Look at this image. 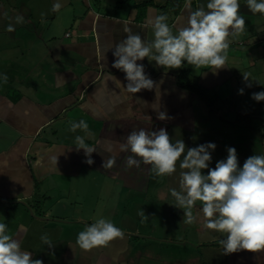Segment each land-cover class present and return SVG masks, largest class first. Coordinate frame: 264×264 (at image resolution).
I'll return each instance as SVG.
<instances>
[{
  "label": "crops",
  "instance_id": "crops-1",
  "mask_svg": "<svg viewBox=\"0 0 264 264\" xmlns=\"http://www.w3.org/2000/svg\"><path fill=\"white\" fill-rule=\"evenodd\" d=\"M48 2L50 14L43 18L38 11L23 17L0 13V204L13 210L20 205L28 211L39 209L37 216L32 215L37 223L25 226L20 219L21 227H14L9 235L20 241L21 249L30 252L33 260L50 264L65 260L74 248L70 241L61 250L59 247L65 245L58 239L52 241L51 248L41 241L42 235H48L50 221L90 225L92 220L81 212L70 219L60 215L50 218V207L44 208L42 199L65 198L64 190L71 198L79 193L90 197L93 192L96 197L103 181L114 186L124 183L132 192L158 191L168 199L171 195L166 187L151 184L162 177H156L150 165L128 168L125 158L131 153H122L120 145L132 130L140 128H163L173 142L183 140L191 147L206 144V136L201 142L198 136L200 110L205 111L200 98L206 101L207 92L217 102L219 90L232 78L240 89L250 90L262 82L264 85V15L252 13L247 0H239L245 31L229 37L224 67L194 68L185 61L179 69H166L144 58L137 63L144 65L145 74L157 87L132 94L126 90L125 73L112 67L115 57L110 49L126 38L129 29L151 42V21L161 14L168 16L175 34L187 26L189 12L206 6L208 0H191V9L186 7L188 0H59L62 8L58 12L51 11L57 0ZM18 17L21 22H17ZM7 38L12 40L8 43ZM194 85L201 88V93L192 88ZM249 110L258 112L253 106ZM159 112H165L168 118L157 119ZM80 120L88 123L87 133L70 130L71 124ZM76 136L95 149L90 157L93 164L86 163L83 149L77 150ZM56 156L57 163L52 159ZM109 157H114L116 164L104 169L102 164ZM87 182L91 193L84 186ZM29 201L35 204L31 206ZM60 205H66L63 215L73 213L65 200ZM173 211L174 215L183 214L176 206ZM181 220L175 216V221L184 224ZM186 227L194 231L197 241L172 237L169 232L145 235L160 244L189 251L186 258H170L171 264H264V250L225 254L219 243L224 238L220 233L204 226ZM104 261L96 260V264L110 263Z\"/></svg>",
  "mask_w": 264,
  "mask_h": 264
},
{
  "label": "clouds",
  "instance_id": "clouds-1",
  "mask_svg": "<svg viewBox=\"0 0 264 264\" xmlns=\"http://www.w3.org/2000/svg\"><path fill=\"white\" fill-rule=\"evenodd\" d=\"M246 5L252 13L264 15V0H247ZM186 7L191 9V0ZM61 8L62 4L57 0L51 11L58 12ZM239 9V0H208L206 6L189 12L187 26L179 28L175 34L167 22L168 16L158 15L151 21L154 35L151 42L129 29L126 38L110 49L115 57L112 67L125 73L126 90L132 94L157 87L145 74L144 65L137 63L144 58L166 69H179L185 61L194 68L220 69L226 65L229 37L245 31V19ZM44 15L41 14L42 18ZM21 21L18 17L17 22ZM244 79L249 78L244 75ZM3 80L7 83L6 75ZM252 99L264 101V91L253 93ZM167 118L165 112L158 113L157 119ZM77 129L87 133L89 125L84 120L72 123L70 130L75 132ZM75 141L77 150L83 149L88 157L86 163L93 164L90 157L95 149L81 136H76ZM215 148L214 143H207L186 150L183 140L173 142L163 128L158 131L132 130L120 145L122 153H131L125 158L128 168L150 165L156 177L172 175L180 161L179 167L184 170L180 172V190H171L175 206L183 210L184 222L192 224L196 220L193 208L197 201L201 202L204 227L224 234L219 243L225 254L264 250V155L250 156L241 168L238 167L236 149L230 147L226 160L218 161L215 168L210 169V150ZM52 159L57 163V156ZM115 164L116 159L109 157L102 167L112 169ZM204 169H208L206 175L202 173ZM139 215L148 218L143 210ZM6 233L7 225L0 222V264H43L42 260H33L30 252L21 249L20 241ZM123 236V231L114 223L100 217L78 233L76 243L82 250L90 251L106 247ZM40 239L53 247L47 234Z\"/></svg>",
  "mask_w": 264,
  "mask_h": 264
},
{
  "label": "rangeland",
  "instance_id": "rangeland-1",
  "mask_svg": "<svg viewBox=\"0 0 264 264\" xmlns=\"http://www.w3.org/2000/svg\"><path fill=\"white\" fill-rule=\"evenodd\" d=\"M48 1L0 0V13L5 12L8 17L15 15H21L22 17L25 15L28 16L30 14H36V11L39 14L44 13L45 15H49L50 6ZM19 3H22L24 6H18ZM11 40V38H7L8 43ZM260 81L263 80L261 79ZM262 83L256 87H251L250 90L242 88L243 94H240L241 89L237 85L236 79L232 78L219 90L220 98L217 102L210 99V93L207 95L208 99L206 101L200 98V104L205 111L202 112L200 110L198 118L199 141H202V136H206V144L214 143L216 145L215 150H210L212 156V160L209 163L210 169L215 168L218 161L226 160L228 155L227 149L230 147L236 149L238 167L241 168L250 156L264 155V101L257 102L252 99L253 93L264 91V85ZM252 106L258 109L257 113L249 110ZM199 141L197 140V142ZM185 145L186 150L188 148H194V145L192 147L188 143ZM182 159L183 157H181ZM181 171L184 170L179 167V163L177 162V170L175 173L170 176H163L160 181L152 180L151 184L153 187L155 185L166 187L165 189L171 195L172 189L180 190L179 182ZM207 172L208 169L202 170V173L205 175ZM87 185H90V183H84V186L88 187V192L89 186ZM102 186L101 193L100 191L96 192V194L99 193L100 195L97 194L96 197L93 195L94 192H88L91 193L90 197H84L83 194L79 193V196L71 198L67 197L69 193L64 190L62 194L66 195L65 198H55L53 196L42 199L41 204L44 208L50 207L48 214L50 218L60 215L62 218L66 217V219H70L72 217L69 218V216H72V214L76 215L79 212L89 216L92 223L97 218H106L123 231V238L114 239L106 247H97L90 251H84L77 245L76 240L78 233L83 231L88 225L77 222L50 221V230L47 232L48 237L51 241L58 239L59 243L65 245L60 246V250L62 248L66 249L69 241L74 244L72 251L66 254L65 260L58 259L56 262L50 261V264H96V260L98 261L99 259L106 260L104 262L109 261V264H171L169 260L173 256L182 255L184 258L188 256V250L182 251L176 246H169L164 243L160 244L158 241L147 238L145 235L150 232H153V235L169 232L172 237L177 235L178 238H187L190 241L198 240L197 237H194L193 230H185L187 223L184 222L183 214L179 212L175 215L172 214L174 213L173 210L176 203L172 196L164 199L158 194V191L149 193L146 191L143 193L137 191L132 192L126 189L124 183H119L117 186H114V184L103 181ZM84 193H86V190ZM56 195H58V192ZM62 199L73 210L71 215H63L62 208H66V205H60ZM28 203L31 206L35 204L34 201H29ZM27 208L20 205L17 210H13L7 207V205L0 204V222L7 225L6 234L13 231L16 226L21 227L19 225L20 219L21 224L25 226L31 225L32 222H38L32 220V215L37 216L36 214L40 212L38 211L39 209L33 208V213L31 209L28 211ZM165 209L168 211L167 214L164 213ZM141 210L148 217L147 219H143L139 215ZM193 214L196 220L192 224L187 225L195 227L204 226L205 218L202 213L201 202H196L193 208ZM176 215L179 219L182 218L181 221L184 224L180 221H175ZM18 216H20L19 219ZM151 227L153 228L152 231ZM162 227L164 231L161 229ZM220 235L224 236L222 233ZM111 260H116V262H112ZM43 264L49 263L43 262Z\"/></svg>",
  "mask_w": 264,
  "mask_h": 264
},
{
  "label": "trees",
  "instance_id": "trees-1",
  "mask_svg": "<svg viewBox=\"0 0 264 264\" xmlns=\"http://www.w3.org/2000/svg\"><path fill=\"white\" fill-rule=\"evenodd\" d=\"M192 88L195 89V90H198L200 93H201V91H202L201 88H200L199 86H197V85L192 86ZM207 95H208V94H207V92H206V99H208V98H207Z\"/></svg>",
  "mask_w": 264,
  "mask_h": 264
}]
</instances>
